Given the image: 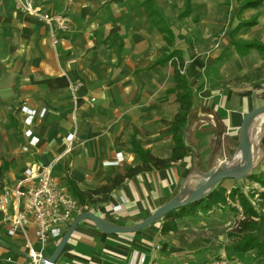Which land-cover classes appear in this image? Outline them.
<instances>
[{
	"label": "crops",
	"instance_id": "1",
	"mask_svg": "<svg viewBox=\"0 0 264 264\" xmlns=\"http://www.w3.org/2000/svg\"><path fill=\"white\" fill-rule=\"evenodd\" d=\"M142 1L31 0L41 12L61 14L68 20L67 30L56 32L53 49L42 20L21 11L13 0H0V193L14 185L24 169L53 161L52 175L76 198L69 180L80 190H90L109 184L124 167L137 163L132 138L152 155L168 158L173 146L171 126L178 111L171 60L164 61L171 52L176 51L190 71L184 76L195 98L196 115L189 121L199 126L189 129V135L187 131V141L196 148V155L188 154L167 169L124 179L94 208L93 213L106 222L137 224L188 190L187 174L213 167L215 163L209 168L203 163V156H215L222 139L236 141L243 116L264 104V94L256 99L250 88L239 91L230 84L216 89L208 82L218 75L215 70L206 76L197 71L214 60L230 62L232 55L239 60L261 57L255 53L264 51L255 48L241 55L233 43L264 45V11L258 9L264 0L255 8L244 7L247 0H237L242 3L239 11L256 12L229 31L228 47L217 44L203 55L196 52L192 38L181 37L179 26L166 25L168 32H160ZM254 17V26H241ZM227 48L228 54L223 52ZM194 72L198 75L191 79ZM70 84L78 85L73 93ZM27 115H32L30 125L24 124ZM209 117L212 127L205 126ZM26 129L38 140L35 144L24 135ZM69 134L74 136L70 142L66 140ZM117 205L120 210H114ZM148 231L106 234L83 220L54 264H139L140 256H144L142 264H165L155 255L158 246L153 247ZM56 243L49 242L53 246L49 253ZM181 255L178 264L214 258H224L228 264H253L247 256L234 253L226 257L210 252L204 260ZM25 256L24 241L7 234L0 216V260L24 264Z\"/></svg>",
	"mask_w": 264,
	"mask_h": 264
},
{
	"label": "rangeland",
	"instance_id": "2",
	"mask_svg": "<svg viewBox=\"0 0 264 264\" xmlns=\"http://www.w3.org/2000/svg\"><path fill=\"white\" fill-rule=\"evenodd\" d=\"M186 1L187 0H155L156 8L162 17L163 23L167 26H171V24H175V27L179 26L180 28L178 31L181 37L184 39L189 37L192 38V40H194L193 42L196 43L195 50L196 52L198 51V53L200 52V55L212 52L217 47H222L226 44L228 47L229 31L233 30L240 20L250 18L256 12V10L252 9L239 11L242 3L237 0H190L191 11L187 16L179 17V14L184 12L186 8ZM258 9L264 11V4ZM261 38L264 39V35L261 36ZM217 44L218 46L216 47ZM223 52L230 53V50L227 48ZM255 54L261 55V57L258 58L255 56L239 60L235 55H232L230 56V58H232L230 62L226 61L223 63L214 60L212 64L205 65L202 67L203 69H198L197 71L198 74L201 73L202 76H206V74H210V71L215 70L218 75L208 80V82L212 83L214 88L220 90V88L217 87H226L228 84L239 87V91H241V89L250 88V93L252 92L257 99L264 94V53ZM237 61H239V63H237ZM243 70H245L246 73H238V71L243 72ZM189 72L188 69H185L183 74L188 75L190 74ZM198 74L194 72L191 79L196 78ZM207 120L206 122L204 121L205 126L212 127L213 119L209 117ZM196 126H199V123L189 121L188 135L189 129L193 130ZM191 134L192 133H190V136ZM251 136L255 153L254 167L259 164V171H264V117L262 115L253 123ZM234 140H238L237 137H235ZM211 145L214 146V143L212 142ZM202 147L203 149L205 148L203 145ZM217 149L218 151L215 156L211 158L205 155L203 156V163L207 165L208 168L212 163H215L213 166L215 167L229 160L232 153L236 150L229 140L227 141L224 139L219 143ZM211 168L205 171L209 172ZM200 174L201 173L187 174V177L190 179L188 180V190H192L197 184V176ZM221 185L227 189V192H229L231 188H239L247 195L251 204L255 206L261 214L259 220L260 228L258 231V235L260 236L264 228V188L258 183L246 179V177L238 180L224 179L221 181ZM176 196L177 195H174V197ZM229 203H231V201H229ZM231 205H234L238 209V213L228 209L227 206H217L206 215L198 214L193 219L184 218L178 221V229L173 233H161V218L154 221L147 228L137 232L145 231L146 229L151 230L148 232L152 237V245L153 247L158 246L157 248L154 247L155 255L165 264H178L179 261L183 260V258L180 257L182 256L181 254H193V256L202 257L203 260L205 259L204 256L209 255L210 252H218L220 255L228 257L233 253L229 251L231 239L228 233L234 222L240 217L239 212L241 210L237 200ZM31 238L33 247L38 248V242L35 241L33 236H31ZM52 248L53 246L45 247L44 255H47Z\"/></svg>",
	"mask_w": 264,
	"mask_h": 264
},
{
	"label": "trees",
	"instance_id": "3",
	"mask_svg": "<svg viewBox=\"0 0 264 264\" xmlns=\"http://www.w3.org/2000/svg\"><path fill=\"white\" fill-rule=\"evenodd\" d=\"M189 1L190 0L186 1V8L184 12L180 14V17L188 15L190 11ZM261 2L262 0H247L245 1L244 7L255 8ZM141 4L146 8L148 17L152 20L153 25L158 27L160 32H168L156 8L155 1L143 0ZM255 24L256 18L254 17L248 21L242 22L241 26H254ZM233 45L241 55L246 54L247 51L252 48L264 51V45L258 42L234 41ZM177 54L176 51L171 52L164 60H171L170 63L173 68L175 82L172 92L175 94V99L178 103V111L174 115L171 126L173 146L170 156L166 159L158 158L152 155L148 149H143L140 144L132 138L130 141L131 151L137 156L138 161L133 166L124 167L122 173L115 174L111 178L109 184L101 185L90 190H80L76 187L74 182L69 180L71 189L79 204L87 205L88 211L95 212V206L100 202L106 201L108 195L115 190L124 179H129L140 173L151 170L167 169L172 163L182 160L188 154L192 156L196 155V152H193L184 144L185 123L188 118L192 119L195 117L196 109L193 107L195 98L188 85V81L184 74H180L176 65L177 63L172 60L176 58L179 65L183 64V59ZM232 143L237 147V140ZM246 179L256 182L264 188V171H259V164L253 167ZM235 200L238 201L241 210L239 212L240 217L234 222L228 233L231 239L229 251L238 256H247L253 264H264V228L261 231V235H258L261 214L256 207L251 204L247 195H245L242 190L239 188H231L229 192H227V189L221 185V182L217 183L209 194L200 201L167 212L161 218L160 231L162 234L173 233L178 229V221L184 218L193 219L198 214L206 215L217 206H227L228 209L238 213V209L234 205H231ZM229 201H231V203H229ZM0 264H3L1 260Z\"/></svg>",
	"mask_w": 264,
	"mask_h": 264
},
{
	"label": "built area",
	"instance_id": "4",
	"mask_svg": "<svg viewBox=\"0 0 264 264\" xmlns=\"http://www.w3.org/2000/svg\"><path fill=\"white\" fill-rule=\"evenodd\" d=\"M13 1L21 11L39 18L47 25L54 49L57 42L56 32L68 28L67 18L61 14L41 12L32 5L31 0ZM172 60L177 63L180 74H183L186 62L179 65L176 58ZM77 87L78 85L70 84L72 93ZM31 121L32 115H27L24 124L30 125ZM24 135L30 137V142L34 144L38 141L32 136L30 129H26ZM73 137V134H69L66 140L70 142ZM117 159L122 161L119 156ZM53 165L52 161L38 168L24 169L14 185L4 187L0 193V216L7 225V234L19 235L24 241L26 255L24 264H39L42 256H45L44 249L49 242L58 241L74 217L83 211H88L87 205L79 204L73 195L58 184L52 175ZM120 208V205L114 206V210ZM31 236L38 242V248L33 247ZM143 260L144 256H140L139 264H142ZM200 264H228V262L224 258H214Z\"/></svg>",
	"mask_w": 264,
	"mask_h": 264
},
{
	"label": "water",
	"instance_id": "5",
	"mask_svg": "<svg viewBox=\"0 0 264 264\" xmlns=\"http://www.w3.org/2000/svg\"><path fill=\"white\" fill-rule=\"evenodd\" d=\"M263 114L264 104H261L254 107L243 116L238 128V145L236 150L232 153L231 158L224 161L221 165L211 168L209 172L201 173L199 176H197V184L192 190H183L176 197L157 207L148 217L131 226L110 224L91 211H83L74 217L57 241L52 252L49 255L42 256L39 264H54L73 231L83 220H90L96 229L106 234L134 233L147 228L154 221L162 218L167 212L171 210L200 201L209 194V192L217 183L224 179L238 180L247 177L254 167L255 160L251 128L253 127L255 120ZM188 124L189 118L185 123L184 144L193 152H196V148L190 145L187 141ZM236 154L241 160V163L238 165L235 164L236 161L233 162ZM231 163L234 164L231 165Z\"/></svg>",
	"mask_w": 264,
	"mask_h": 264
},
{
	"label": "bare ground",
	"instance_id": "6",
	"mask_svg": "<svg viewBox=\"0 0 264 264\" xmlns=\"http://www.w3.org/2000/svg\"><path fill=\"white\" fill-rule=\"evenodd\" d=\"M263 117H264V114L262 115ZM236 161V163L235 164H239V163H241V160L239 159V157L237 156V154H236V156L234 157V159H233V162H235ZM232 164H234V163H231V165ZM197 176V175H196ZM196 179V178H195Z\"/></svg>",
	"mask_w": 264,
	"mask_h": 264
}]
</instances>
